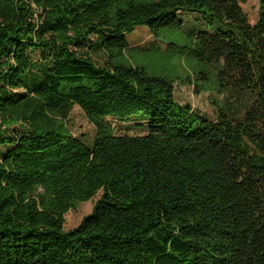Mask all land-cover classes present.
Listing matches in <instances>:
<instances>
[{
	"label": "trees",
	"instance_id": "16d2710c",
	"mask_svg": "<svg viewBox=\"0 0 264 264\" xmlns=\"http://www.w3.org/2000/svg\"><path fill=\"white\" fill-rule=\"evenodd\" d=\"M137 27L153 42L131 47ZM177 79L253 99L233 119L211 98V120L176 100ZM75 106L91 145L67 126ZM108 118L147 132L116 134ZM2 146L0 264H264V0L255 23L241 0H0Z\"/></svg>",
	"mask_w": 264,
	"mask_h": 264
},
{
	"label": "rangeland",
	"instance_id": "374dc122",
	"mask_svg": "<svg viewBox=\"0 0 264 264\" xmlns=\"http://www.w3.org/2000/svg\"><path fill=\"white\" fill-rule=\"evenodd\" d=\"M241 6L248 15L249 21L255 23L258 17V0H241ZM179 18L183 22V28L188 32H197L202 29L201 21L194 15L180 14ZM164 36L175 41L179 40L177 33H164ZM127 37L131 47H143L154 40L146 27H137ZM162 47H164V44H162ZM135 56L142 59L150 67L165 70L175 76L180 75L184 77L186 72L191 73L192 62L185 58L179 59L174 56L167 58L164 55H145L144 53H136ZM95 57L96 61L101 60L99 54ZM175 98L179 103L189 104L204 117L214 120V106L210 102L211 98L222 101L225 104L228 115L233 119H239L252 102L253 95L250 91L238 92L232 89L225 90L222 94L214 90H204L196 93L193 85L182 83L181 80L177 79L175 82ZM108 120L112 124L116 134L140 135L147 132V127L139 118L125 121H120L116 118H108ZM67 126L74 136L79 137L89 145L92 144L95 137V128L78 106H75L71 111L67 120ZM5 150V146L0 147V157ZM98 196L99 193L89 200L79 202L76 208L69 210L65 214L64 227L66 230L76 227L83 217L91 212L93 203Z\"/></svg>",
	"mask_w": 264,
	"mask_h": 264
},
{
	"label": "crops",
	"instance_id": "0c3cea01",
	"mask_svg": "<svg viewBox=\"0 0 264 264\" xmlns=\"http://www.w3.org/2000/svg\"><path fill=\"white\" fill-rule=\"evenodd\" d=\"M189 15H194V14H189ZM194 16H196V15H194Z\"/></svg>",
	"mask_w": 264,
	"mask_h": 264
}]
</instances>
